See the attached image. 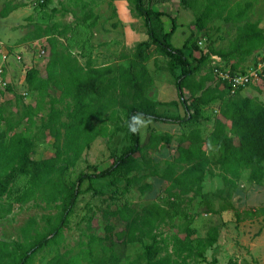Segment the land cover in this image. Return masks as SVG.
Wrapping results in <instances>:
<instances>
[{"label": "rangeland", "instance_id": "374dc122", "mask_svg": "<svg viewBox=\"0 0 264 264\" xmlns=\"http://www.w3.org/2000/svg\"><path fill=\"white\" fill-rule=\"evenodd\" d=\"M5 1L7 0H3L0 8ZM11 1L17 4H29L32 8L30 7V11L28 9L21 11L8 21H0V32L7 31L14 21H19V18L23 16L25 23L19 25L20 31L18 32L21 37L22 34L28 36L27 33L33 30L35 24H44V9L52 12L51 15L56 17L54 24L59 26L73 24L77 20L79 11H81L80 18L87 15L86 13L89 14V12L82 14L84 7L74 9L77 7V0ZM244 1L232 0L231 5L234 6L236 2L243 3ZM251 1L253 6L246 19L258 21L264 31V2L263 0ZM51 5L55 7H49ZM204 6L205 0H188L187 7H183L178 0L158 1L154 8L165 12L162 17L165 29L168 30L171 24L167 14L173 16L176 22V29L170 38L172 46L182 47L190 34L195 17L204 9ZM95 8L96 10L90 11L89 20H94L96 16L97 24L90 29L89 40L85 47L80 44L82 39L84 42L87 40L85 32L81 34L71 32L68 37H60V47L70 48L71 52L78 56L82 65L85 64V58L90 56L95 66L111 64L116 67L115 64H119L123 68L129 67L132 69V75L137 84H140L143 89L140 97H136L135 85L128 79L118 81L117 85L108 91L107 98L113 96L116 99V106L104 114L107 133L104 136H97L84 149L75 165L66 171L65 181L69 185H73L78 176L83 173H91L95 169L101 170L109 166L115 157L119 156L130 144L127 104L140 103L142 98H146L154 103L155 110L159 113L170 116L184 114L178 102L175 87L177 76L180 74V65L158 54L154 46L144 48L142 52L144 59H139L136 55V44L146 41L148 37L142 19L131 5L126 0H120L115 8L107 0H102L95 5ZM242 22H226L222 18H215L194 35V40H197V46H199L198 41L202 38L203 45L199 47L204 50L226 49L236 36L237 25ZM1 35L3 38H0V63L3 62L7 70L10 56L14 55L17 59L19 55L14 49L22 38H10L11 41H7L4 34ZM12 40H17L18 43H12ZM30 48L32 51L45 49V58L48 59L45 38H40ZM201 49L193 51L192 55L185 52L186 59L190 65L195 67L193 78L196 80L209 75L207 59L198 63L193 58V56L200 55ZM107 50L112 53H108ZM260 60H264V48L255 51L247 58L243 64L245 70L255 66ZM43 63L45 65L43 59L38 65L35 62L41 72L44 71ZM21 70V68L16 69L15 74L21 76ZM213 79L207 82L213 86L216 85L219 89L222 88L221 83ZM250 85L248 86L255 90V95L260 100H264V82ZM184 92L187 96L190 95L187 89H184ZM58 94V92L54 93L53 96H58ZM23 96H27L26 103H33L36 108L34 123H27L25 117L21 121L16 98L2 94L0 106L4 120L0 124V138L10 133V130L20 131L32 139L31 158L35 160L49 158L55 154V145L62 141L60 131L50 133L48 129L41 126V120L45 118L49 110V96L39 98L35 93L27 95L22 93L21 97ZM217 112L218 101H215L202 108V115L197 119L198 124L196 125L200 127L204 137L202 148L209 161L200 189L197 191L192 189L187 193L177 191V195L171 196L163 191L167 185L165 180L157 181V176L149 175L152 168L161 172L165 161L172 160L177 137L188 126L181 127L176 123L154 122L143 118L145 124L139 126L142 141L149 133H168L172 136L170 142L162 143L158 148H144V152L136 154L140 169L128 175L116 171L107 177L83 180L80 184L82 192L76 199L69 223L60 236L59 242L39 250L32 263L43 264L55 253H65L68 256H77L83 263L91 261L89 264H145L164 256L175 258L174 246L177 247L187 242L196 246V241L205 238L207 232L214 227L218 232L216 242L205 250L202 258L191 255L187 258L186 264H228L230 260L236 261L237 264H264V215L244 216L245 210L264 205V177L258 183H254L247 178L248 170H241L238 176L222 171L219 152L208 139ZM229 129L230 125L227 123L226 131ZM132 174H144L145 177L140 181L129 183L126 187L127 178ZM144 185L151 186L141 190L140 187ZM13 186L20 189L26 188V178L17 179ZM20 191L0 198L1 239L18 241L23 237L31 239L37 232H46L54 225L59 212L57 207L59 201L47 203L41 199L31 198L20 205L16 200ZM168 200L172 202L168 203ZM152 203L161 204L168 209V217L158 228L146 236L141 235L138 240L132 242L123 243L116 237L114 232L123 230L126 222L120 210H124L128 215H135L140 213L144 206ZM236 214L242 217L241 220L237 221ZM25 226L27 231L23 233L22 228ZM108 226H113L114 231L107 235ZM91 237H107V240L93 245L90 243ZM88 251L91 253L89 254ZM213 258L216 259L215 263L212 261Z\"/></svg>", "mask_w": 264, "mask_h": 264}, {"label": "trees", "instance_id": "16d2710c", "mask_svg": "<svg viewBox=\"0 0 264 264\" xmlns=\"http://www.w3.org/2000/svg\"><path fill=\"white\" fill-rule=\"evenodd\" d=\"M142 19L146 30L147 40L136 44V55L144 59V48L154 46L155 51L176 61L180 65V74L177 76L175 87L178 102L184 110L182 116H170L155 110L154 103L142 98L140 103L127 104V124L135 114H142V118L154 122L176 123L181 127L188 126L177 137V145L172 160L165 161L161 172L152 168L149 175L157 176V181L165 180V193L171 196L197 191L203 181L208 156L202 148L204 137L197 119L202 115V108L218 101V114L208 137L210 144L219 152V161L222 171L233 176H238L241 170H248V180L258 183L264 177V100L256 95H239L238 87L233 93L228 84L218 88L207 80H214L209 68V75L196 80L193 78L195 67L190 65L185 57V52L192 55L193 51L202 47L197 46L194 35L203 30L206 24L215 18H222L226 22H242L236 27V36L226 49H201L199 56L194 60L201 63L209 54L218 55L224 64L230 67L231 73L245 71L244 62L257 50L264 48V31L258 21L246 19L253 6L251 0L231 5L232 0H205L204 9L195 17L190 34L185 39L181 48L172 46L170 38L176 29L173 16L170 17V27L165 29L162 17L165 12L155 10L154 6L160 0H126ZM183 7L188 6V0H178ZM264 2V0H263ZM20 4L6 1L0 10V17H5ZM77 18L74 25L65 24L57 31L59 25L43 26L35 24L33 30L27 33L28 38H22L20 43H31L46 36L48 59L45 64L44 75L35 67L25 70L24 81L27 93H35L39 98L49 96V110L41 120V126L50 133L60 131L62 141L55 145V154L49 158L35 160L30 157L32 139L20 131L10 130L0 138V198L12 192H19L16 199L21 205L34 198L47 203L57 204L58 214L54 225L46 232H37L31 239L23 237L22 240H5L0 238V264H33L35 254L46 246L57 244L72 215L76 199L82 192L80 184L83 180L103 178L117 172L128 175L140 169L136 154L144 152V148H158L162 143L170 142L172 136L168 133H149L144 141L141 140L140 128L136 133L129 130L130 144L124 151L115 157V160L106 168L78 176L73 185L65 181L66 171L75 165L84 149L97 137L107 133L104 124V114L116 106V99L107 93L117 85L118 81L130 80L135 85L136 97H140L142 86L137 84L132 69L123 68L119 64L93 65L92 58L86 57L85 64L79 62L78 56L70 48H61L59 38L69 32L86 33L87 40L82 39L80 44L84 47L88 43V33L96 24L89 20V14ZM57 31V32H56ZM75 37V35H74ZM70 39V38H69ZM74 39V38H73ZM71 40V39H70ZM83 49V47L81 48ZM210 51V52H209ZM10 84L0 90V94L11 91ZM184 89L190 93L186 95ZM58 96H53L54 93ZM191 97V98H190ZM103 100V101H102ZM16 105L20 108L19 117L27 123H34L35 106L25 104L21 95H16ZM59 105V106H58ZM4 120L0 106V124ZM230 124L226 131L227 123ZM24 177L27 186L24 189L14 187V182ZM144 176L132 174L127 178L128 184L140 181ZM226 177V176H225ZM151 186V185H150ZM149 185L141 186V190ZM20 189V190H19ZM168 200V203H171ZM121 216L126 220L125 228L115 233L123 243L138 240L141 235L146 236L159 227L168 217V209L161 204L152 203L143 207L140 213L128 215L120 210ZM237 215V221L242 217ZM264 215V205L244 211L245 217H259ZM114 227L108 226L107 235L113 233ZM23 233L27 227L22 228ZM188 235V234H187ZM176 237V236H175ZM217 229L212 227L205 238L198 239L196 246L187 242L174 246L175 258L164 256L153 259L145 264H186L191 255L202 258L205 250L216 242ZM174 238V237H173ZM107 237H91L90 243L101 244ZM178 241V240H177ZM90 254L91 252L88 251ZM183 254V255H182ZM182 255V256H181ZM113 258V257H112ZM178 258H180L178 260ZM213 263L216 259H212ZM81 262L77 256H68L65 253H55L43 264H89ZM114 263V262H111ZM228 264H237L230 260Z\"/></svg>", "mask_w": 264, "mask_h": 264}, {"label": "crops", "instance_id": "0c3cea01", "mask_svg": "<svg viewBox=\"0 0 264 264\" xmlns=\"http://www.w3.org/2000/svg\"><path fill=\"white\" fill-rule=\"evenodd\" d=\"M9 1H11V0H9ZM55 1H57V0H55ZM77 1H78L77 7H75L74 9L84 7L82 14H85L86 12H90L92 9L93 10L94 9L96 10L95 5L97 3H99V2H102V0H96V1L95 0H77ZM119 1L120 0H107V2H109V4L111 3L112 6H115V8H116V3H119ZM2 2H3V0H0V5H1ZM11 2L16 3L14 1H11ZM30 7L31 6H29V4L28 5L20 4L19 7L13 9L5 17H0V21H8L11 18L16 17L17 14H20L21 11H25V9H28V11H30ZM49 7H52L53 8V7H55V5L54 6L51 5ZM1 8H0V10H1ZM44 11H45V21H43V23H44L43 26H47L48 27V26H51L54 23H56V21H55L56 20V17L54 15H51L52 12L51 11H48L47 9H44ZM80 12L81 11H79V13L77 14V18L80 17ZM28 15H30V14H28ZM28 15L26 17H28ZM26 17H24V18H26ZM76 21L73 24H71V25H74L76 23ZM21 23L22 24L25 23L23 21V16L19 18V21H14V24H12L8 28L7 31H5L4 33L3 32L2 33L0 32V38L1 37L3 38V35H1V34H4V36H5L4 38H6L7 41H11L10 38H28L26 36H23V34H22V37H21V34H18V32L20 31L19 25ZM96 24H97V22H96ZM96 24H95V26H96ZM62 26H59V28H62ZM59 28L57 29V31L59 30ZM70 33L71 32L67 33V35H65V36L68 37V35ZM41 38H47V37L44 36V37H41ZM58 38H60V37H58ZM36 41H33L31 43H29V42L28 43L27 42L26 43H20V42L18 43L17 40L16 41H13L12 40V43H14V42H17L18 43V44L15 45V49L14 50H15V53H17L19 55H18L17 59H16V56L11 55L10 58H9L8 63L6 62L8 64V68H7V70H5V68H4V77L8 80V82H9L8 84H10V86H11L12 89H11V91H7V92L3 93L4 96H6V97H12L13 96L14 98H16V95L17 94L18 95H22V93H23V95L30 94V93H27V91H26L25 81H24L25 70L27 68L35 67V68H37L39 70V72L41 74H43L45 72V65H44V63H43V65H44L43 66V70H44L43 72H41V70L38 68V66H36V64L38 65V63L40 61H42V59L44 60V62L46 64V62H47V58H45V55L46 54L44 53L43 55H41L39 53V51H37V50H33L32 51V48H30V47H32V45H34L36 43ZM118 46H120L119 42H118ZM118 50H119V48H118ZM118 50H117V53L119 52ZM44 51H45V49H44ZM107 52L108 53H112V52H109L108 50H107ZM7 53H8V51H7ZM114 54L115 53H113V55ZM107 56L109 57V54H107ZM35 62H36V64H35ZM93 63H94V61H93ZM18 68H21L22 69L21 70L22 71L21 76L15 74V70L18 69ZM248 85H250V84H248ZM248 85L239 89L238 93L241 96H244L247 93L252 94V95H255V90L250 87L251 85L250 86H248ZM24 93H26V94H24ZM1 95L2 94H0V97H1ZM26 98H27V96L26 97L25 96L22 97L23 102L26 101ZM25 104H30V105L34 106L33 103H26L25 102Z\"/></svg>", "mask_w": 264, "mask_h": 264}, {"label": "built area", "instance_id": "2783aa9c", "mask_svg": "<svg viewBox=\"0 0 264 264\" xmlns=\"http://www.w3.org/2000/svg\"><path fill=\"white\" fill-rule=\"evenodd\" d=\"M198 45H203L202 38L198 41ZM39 53L43 55L44 49L39 50ZM208 65L214 78L221 83V86L228 84L231 93L238 87L264 82V60H260L255 66L242 73H231L230 67L224 64L218 55L210 53ZM4 68V63H0V90L9 83L4 77Z\"/></svg>", "mask_w": 264, "mask_h": 264}, {"label": "clouds", "instance_id": "9594fccd", "mask_svg": "<svg viewBox=\"0 0 264 264\" xmlns=\"http://www.w3.org/2000/svg\"><path fill=\"white\" fill-rule=\"evenodd\" d=\"M145 124L142 114H135L131 118V123L129 124V130L133 133H136L139 128L138 126H143Z\"/></svg>", "mask_w": 264, "mask_h": 264}]
</instances>
